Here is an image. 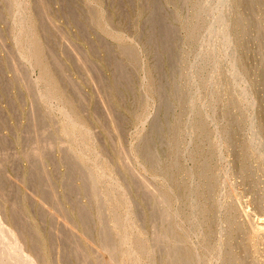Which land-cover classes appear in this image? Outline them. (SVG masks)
Wrapping results in <instances>:
<instances>
[{"label": "rangeland", "instance_id": "1", "mask_svg": "<svg viewBox=\"0 0 264 264\" xmlns=\"http://www.w3.org/2000/svg\"><path fill=\"white\" fill-rule=\"evenodd\" d=\"M129 246L264 264V0H0V264Z\"/></svg>", "mask_w": 264, "mask_h": 264}, {"label": "bare ground", "instance_id": "2", "mask_svg": "<svg viewBox=\"0 0 264 264\" xmlns=\"http://www.w3.org/2000/svg\"><path fill=\"white\" fill-rule=\"evenodd\" d=\"M25 4H26V3H25ZM25 4H23V5H24V6H28V5H25ZM21 9H22V8H20L19 10H21ZM23 9H24V7H23ZM24 11H27V10H24ZM24 11H23V12H24ZM19 13H20V12H19ZM19 13H18V14H19ZM20 15H21V13H20ZM20 15H19V16H20ZM24 17H25V12H24ZM19 18H20V17H19ZM20 19H21V21H22V18H20ZM23 20H24V19H23ZM223 20H224V19H223ZM226 25H227V24H226ZM228 27H229V26H228ZM25 29H26V28H25ZM226 30H227V29H226ZM24 32H26V31H24ZM231 44H232V43H231ZM223 48H224V46H223ZM231 53H232V52H231ZM234 57H235V56H234ZM234 66H235V65H234ZM234 66H233V67H234ZM235 68H236V67H235ZM234 70H235V69H234ZM66 114H67V113H66ZM67 117H68V116H67ZM69 123H70V122H69ZM71 124H72V123H71ZM95 153H96V152H95ZM81 155H82V154H81ZM96 156H97V155H96ZM88 163H89V162H88ZM90 163H91V162H90ZM101 171H102V170H101ZM95 177H96V176H95ZM100 177H101V176H100ZM103 177H104V176H103ZM103 177H102V178H103ZM102 178H101V179H102ZM103 179H104V178H103ZM95 180H99V177H98V179L95 178ZM102 182H103V181H102ZM106 182H107V181H106ZM103 183H104V182H103ZM108 183H110V182H108ZM103 185H104V184H103ZM109 185H111V184H109ZM111 186H112V185H111ZM114 186H115V185H114ZM115 187H117V186H115ZM115 187H112V188H115ZM107 188H108V185H107ZM103 189H106V188L103 186ZM108 189H109V188H108ZM106 190H107V189H106ZM106 190H105V191H106ZM121 190H122V189H121ZM112 192H113V191H112ZM114 192H115V190H114ZM110 193H111V192L109 191V192H108V196H109V197H110ZM104 194H105V193H104ZM111 194H112V193H111ZM102 196H103V195H102ZM103 198H105V197H103ZM106 198H107V193H106ZM107 199H110V198H107ZM105 201H106V200H105ZM109 201H110V200H109ZM112 201H113V200H112ZM112 201H110V202H112ZM115 201H116V200H115ZM113 202H114V201H113ZM191 202H192V201H191ZM108 203H109V202H108ZM113 204H114V203H113ZM107 205H108V204H107ZM111 205H112V203H111ZM126 206H127V205H126ZM127 212H128V210H127ZM116 215H117V214H116ZM117 216L119 217V215H117ZM174 217H175V216H174ZM118 220H119V218H118ZM118 220H117V224L119 223ZM114 221H116V220H114ZM115 223H116V222H115ZM115 223H114V224H115ZM127 223H130V222H128V220H127ZM117 224H116V226H117ZM118 225H119V224H118ZM120 225L123 226V225H125V224H123V225L120 224ZM128 226H129V225H128ZM130 226H132V225H130ZM118 228H121V227H118ZM127 228H128V227H127ZM133 228H134V227H133ZM128 229H129V228H128ZM121 230H122V232H123V227H122ZM124 230H125V229H124ZM117 231H119V230H117ZM131 231H132V229H131ZM125 235H126V234H125ZM125 235H124V236H125ZM131 235H132V234H131ZM131 235H130V236H131ZM120 236H121V235H120ZM134 236H136V235H134ZM122 239H123V241H124V238H123V237H122ZM135 239H136V238H135ZM126 241H127V238H126ZM120 242H121V241H120ZM128 242H129V241H128ZM128 242H127V243H128ZM121 243H122V242H121ZM123 244H124V243H123ZM123 244H122V245H123ZM124 245H125V244H124ZM124 245H123V246H124ZM126 245H127V244H126ZM126 245H125V246H126ZM129 245H130V244H129ZM130 246H131V245H130ZM130 246L128 247V249L130 248V249H129L130 251H128V249H127V251H128V257L130 256V257L134 260V264H135V263L139 260L138 257H137L138 254H137V253H136V252H135ZM135 248H136V247H135ZM135 248H134V249H135ZM140 252H141V251H140ZM125 254H127V253H125ZM139 255H141V254H139ZM197 259H198V258H197ZM128 260H129V259H128ZM138 263H139V262H138ZM139 264H140V263H139Z\"/></svg>", "mask_w": 264, "mask_h": 264}]
</instances>
